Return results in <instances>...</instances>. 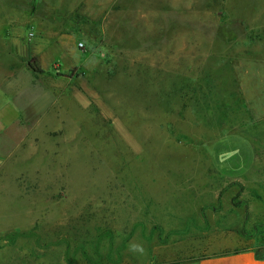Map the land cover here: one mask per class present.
Segmentation results:
<instances>
[{
    "label": "rangeland",
    "instance_id": "obj_1",
    "mask_svg": "<svg viewBox=\"0 0 264 264\" xmlns=\"http://www.w3.org/2000/svg\"><path fill=\"white\" fill-rule=\"evenodd\" d=\"M9 62L52 106L0 165V264L264 254V0H0Z\"/></svg>",
    "mask_w": 264,
    "mask_h": 264
},
{
    "label": "crops",
    "instance_id": "obj_2",
    "mask_svg": "<svg viewBox=\"0 0 264 264\" xmlns=\"http://www.w3.org/2000/svg\"><path fill=\"white\" fill-rule=\"evenodd\" d=\"M30 70H34L28 64ZM15 65L7 64L0 81V165L15 145L18 135L23 131L25 121H41V112L48 115L51 101L46 99L47 93L39 91L24 71L14 72ZM32 71H29L30 73ZM25 75L29 82H23ZM44 98V99H42ZM18 102H17V101ZM42 101V106L36 105ZM17 102V103H16ZM165 264H264V254L253 248L240 251L199 257L191 259H174Z\"/></svg>",
    "mask_w": 264,
    "mask_h": 264
},
{
    "label": "trees",
    "instance_id": "obj_3",
    "mask_svg": "<svg viewBox=\"0 0 264 264\" xmlns=\"http://www.w3.org/2000/svg\"><path fill=\"white\" fill-rule=\"evenodd\" d=\"M30 66L34 71L37 72H42V69H40L38 66H36L35 64H32V62H30Z\"/></svg>",
    "mask_w": 264,
    "mask_h": 264
}]
</instances>
